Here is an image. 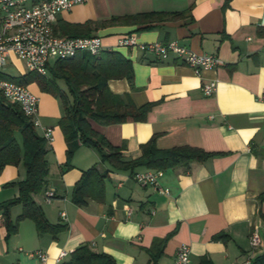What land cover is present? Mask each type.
Here are the masks:
<instances>
[{
  "label": "crops",
  "instance_id": "obj_1",
  "mask_svg": "<svg viewBox=\"0 0 264 264\" xmlns=\"http://www.w3.org/2000/svg\"><path fill=\"white\" fill-rule=\"evenodd\" d=\"M153 11L185 13L151 22L150 28L95 26L113 16ZM88 21L105 50H116L132 63V81L110 79L109 90L135 105L155 102L145 121L104 125L91 120L92 127L113 145L123 144L125 159L139 157L141 144L153 136L160 149L188 145L212 155L163 169L159 184L168 194L134 182L129 170L112 168L96 149L84 145L75 147L71 167L62 171L67 144L58 124L64 114L61 102L36 82L26 84L39 97L38 119L52 129L53 137L47 144L45 185L33 197L49 222L66 228L52 238L40 235L34 222L24 218L17 222V231L7 235L0 212V264H59L84 244L111 255L116 264H149L148 249L163 238L159 264H175L182 244L190 248V264H201L202 259L243 264L247 258L254 264L264 254V0H87L60 12L54 29L58 34L65 23ZM127 34H134L138 43L177 40L195 52L219 56L222 63L196 75L175 56L158 60L137 47H118L117 39ZM214 78L216 91L204 96L202 82ZM57 83L67 90L63 80ZM35 130L42 135L40 128ZM16 138L20 143L19 134ZM94 164L108 171L104 200L88 198L78 206L71 199L72 188ZM142 169L151 168L136 170ZM25 174L21 161L2 168L0 202L17 195L18 187L10 183ZM50 189L54 195L47 200L45 191ZM21 211V205L13 206L11 220ZM254 230L261 243L253 249L249 236ZM218 233L226 237L215 239ZM37 249L47 254L45 263L27 255ZM61 252L66 254L59 258Z\"/></svg>",
  "mask_w": 264,
  "mask_h": 264
},
{
  "label": "trees",
  "instance_id": "obj_2",
  "mask_svg": "<svg viewBox=\"0 0 264 264\" xmlns=\"http://www.w3.org/2000/svg\"><path fill=\"white\" fill-rule=\"evenodd\" d=\"M185 12H144L133 15L113 16L107 20L95 23L97 27L109 25H139L150 28L149 23L177 18ZM94 24L65 23L59 27V35L87 37L93 35ZM57 33V29L55 28ZM126 78L132 81V63L116 50H104L98 56L80 53L72 58L58 59L48 66L45 75L27 71L19 78V83L36 82L42 91L58 97L64 114L58 124L63 133L66 149V162L62 171L71 167L70 161L76 146L84 145L98 151L102 162H107L112 168L129 170L131 174L137 168L165 169L171 166L188 165L191 161H203L212 155L198 147L183 145L160 149L155 145L153 136L141 144V155L134 159H125L122 151L124 145L116 146L102 134L98 133L90 121L104 125L130 121H145L148 112L155 102L135 105L125 101L121 96L112 93L108 88L110 79ZM63 80L67 90L59 87L57 81ZM20 135V143L16 138ZM46 140L40 136L29 119L14 103L0 100V171L7 164L16 165L22 161L25 168V178L12 182L18 187L15 197L0 202V212L4 218L7 235L17 231V222L28 218L35 224L37 232L49 234L52 238L66 228L65 224L51 223L46 218L41 206L35 202L34 194L39 193L45 185L48 175ZM107 170H102L94 164L83 170L80 178L74 184L71 199L74 204L82 206L87 199L101 202L105 195V180ZM21 205L22 211L15 221L10 218L13 206ZM224 233H218L215 239H224ZM165 239H155L148 249L149 264H159ZM59 264H116L114 258L104 252L93 251L88 245H80L74 249L68 259ZM201 264H209L202 259ZM254 264H264V254L254 259Z\"/></svg>",
  "mask_w": 264,
  "mask_h": 264
},
{
  "label": "built area",
  "instance_id": "obj_3",
  "mask_svg": "<svg viewBox=\"0 0 264 264\" xmlns=\"http://www.w3.org/2000/svg\"><path fill=\"white\" fill-rule=\"evenodd\" d=\"M86 1L0 0V69L11 62V57H15L23 61L27 71L45 75L48 66L55 60L72 58L80 53L100 55L106 47L99 35L62 36L54 29L56 17L60 12L70 10L73 6ZM116 45L125 48L137 47L143 52L153 54L158 60L175 56L189 66L196 75H200L205 69L216 68L222 63L219 56L195 52L181 45L177 40L138 43L134 34H127L119 37ZM216 87L217 79H209L202 82L201 92L204 96H211L216 91ZM0 100L17 104L34 128L41 129V136L46 143L52 142V129L42 126L38 119L39 97L29 89L28 85L0 77ZM162 174L163 169H142L133 172L131 178L142 186L149 185L160 193L168 194V189L159 184ZM53 195V190L45 191L47 200ZM131 211L128 207L126 211L128 217ZM249 243L253 249L260 245L261 237L257 230L251 232ZM65 254L66 252H61L59 258ZM27 255L38 258L41 263L47 260V254L39 249L28 251ZM250 263V258L243 262V264ZM175 264H190L188 245L182 244L177 248Z\"/></svg>",
  "mask_w": 264,
  "mask_h": 264
},
{
  "label": "rangeland",
  "instance_id": "obj_4",
  "mask_svg": "<svg viewBox=\"0 0 264 264\" xmlns=\"http://www.w3.org/2000/svg\"><path fill=\"white\" fill-rule=\"evenodd\" d=\"M24 71H26V67H25L23 61L19 60V62H17V63L13 62V63L7 64L4 67H2L0 69V77L11 80L14 78H19L20 74L23 73ZM36 129H38V128H36Z\"/></svg>",
  "mask_w": 264,
  "mask_h": 264
}]
</instances>
